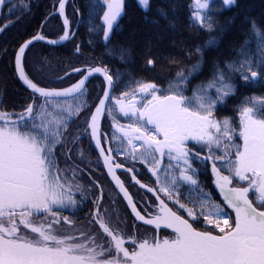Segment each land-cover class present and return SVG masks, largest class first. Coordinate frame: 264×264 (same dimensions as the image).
I'll return each instance as SVG.
<instances>
[{"label": "snow or ice", "instance_id": "1", "mask_svg": "<svg viewBox=\"0 0 264 264\" xmlns=\"http://www.w3.org/2000/svg\"><path fill=\"white\" fill-rule=\"evenodd\" d=\"M67 4L57 0L53 6L52 14L63 19L58 39L40 32L13 53L14 70L30 90V102L18 112L0 106V264H264V96L243 97L234 115L222 113L237 96L238 81L264 82V21L246 18L248 34L235 58L212 61L208 77L195 85L193 78L207 62L205 49L217 46L225 30L216 14L238 8L239 0H221L220 6L194 0L191 26L209 39L187 50L194 61L178 69L166 88L129 76L117 93L122 74L101 65L74 67L65 73L79 74L74 83L49 87L28 72L27 52L34 42L57 45L75 35ZM137 4L153 24L163 20L176 27L175 0L166 6H155L153 0ZM17 7L30 11L26 0H0V12L11 14ZM126 14V0H91L79 23L108 45ZM97 16L102 24L94 22ZM7 27L0 26V33ZM117 51L121 60L127 58L128 49ZM170 61L177 63L174 57ZM147 64L154 66L155 60L148 58ZM95 74L104 78L105 88L90 105L87 84ZM82 113V130L69 133ZM82 134L129 215L148 226L151 235L121 227L124 221L114 207L105 206L103 187L95 180L98 195L88 223L77 225L76 213L89 189L80 182L83 169L69 143H81ZM76 155L90 166L82 149ZM142 170L150 173V182H142ZM136 186L144 192L139 201L129 191Z\"/></svg>", "mask_w": 264, "mask_h": 264}, {"label": "trees", "instance_id": "2", "mask_svg": "<svg viewBox=\"0 0 264 264\" xmlns=\"http://www.w3.org/2000/svg\"><path fill=\"white\" fill-rule=\"evenodd\" d=\"M11 2L19 4L20 0H11ZM153 2L155 6H166L171 0H153ZM214 2L217 6L221 5V0H214ZM26 3L29 4L30 11L17 7L11 14L7 12V9L0 12V26L8 24L4 32L0 33V106L9 112L21 111L25 104L30 102V92L21 84L14 70L13 53L16 48L39 32L50 39H58L63 31L60 17L52 14L53 6L57 4V0H26ZM90 3L91 0H72L68 4L66 14L71 21L72 31L75 35L66 45L51 47L38 43L29 48L27 70L42 85L67 87L74 83L79 76L78 73H72L71 77L65 76V73L71 72L72 68L101 65L106 66L112 73L122 74L115 89L117 93L125 86V81L129 76L136 80L155 82L161 88H166L178 69L190 67L194 61V57L188 58L187 50L197 44L203 45L209 39V34L191 26L190 12L194 8V0H175V3L179 5L176 12L175 28L167 27L163 20L160 21L159 26L153 24L151 22L153 17L145 19V14L138 6L137 0H126L127 14L120 21L121 28L115 32L111 43L105 45L100 35L90 34L88 28L79 23L82 18H86ZM74 9H79V12L74 13ZM9 15H11V23H9ZM248 17L264 21V0H239L238 8H225L216 14L218 23L225 30L219 36L217 46L205 49L207 62L204 64L202 72L193 78L192 85L198 84L208 77L212 61L222 62L235 58L240 45L248 34L246 23ZM94 22L97 25L102 24L99 16L95 18ZM90 41L92 42L90 43ZM77 45L80 47L79 53L76 51ZM120 47L128 49L125 60H121L118 54L117 50ZM173 57L177 63L170 61V58ZM148 58L155 60L154 66L147 64ZM61 76H65L63 81L58 79ZM87 86L89 104L95 105L102 96L105 83L101 78H93ZM247 96H264V82L257 81L244 85L243 82L238 81L237 96L231 98L227 106L222 109L223 115H234L235 105L240 99ZM83 123L82 113L81 118L69 129V133L76 132L78 129L82 130ZM103 127L105 131L109 130L106 121ZM80 139L81 143L73 145L70 142L69 147L73 150V160L83 169L80 174V182L89 189V198L77 210V225L86 226L88 223V213L93 207L91 201L98 195L97 190L92 187V181L95 180L103 187L105 206L110 209L114 207L124 221L120 225L121 227L129 233L151 235L150 228L139 226L129 215V210L121 197L117 196L104 168L97 166V155L95 150L90 147L87 136L82 134ZM78 149H82L86 157H90V166L89 160L81 162L78 159L76 155ZM137 167L140 168L139 165ZM142 172V182H150V173L144 170ZM121 178L127 186L128 175L124 174ZM202 179H205L207 186L214 190V186L208 179L205 177ZM129 191L137 201L144 196L143 190H139L138 186L130 187ZM148 196L150 195L148 194ZM216 196L219 198L218 193ZM77 198L79 199V194H77ZM110 200H115V205H111ZM161 235H164V232Z\"/></svg>", "mask_w": 264, "mask_h": 264}, {"label": "water", "instance_id": "3", "mask_svg": "<svg viewBox=\"0 0 264 264\" xmlns=\"http://www.w3.org/2000/svg\"><path fill=\"white\" fill-rule=\"evenodd\" d=\"M72 0H68V4L71 2ZM68 4L66 5V13H67V7H68ZM57 16H58V14H56ZM60 19H61V22H62V24H63V19L60 17ZM40 33V32H39ZM69 42V40L68 41H64V42H61V43H59V44H57V45H49V44H47L46 42H44V41H38V42H34V45L35 44H38V43H42V44H45V45H48V46H51V47H60V46H64V45H66L67 43ZM33 46V45H32ZM31 47V46H30ZM18 77V76H17ZM93 78H101L103 81H104V78L102 77V76H100L99 74H95V75H93L92 77H89V82L93 79ZM20 81V80H19ZM21 82V81H20ZM89 82H88V84H89ZM105 82V81H104ZM21 84L26 88V86L21 82ZM87 84V85H88ZM27 89V88H26ZM29 92H30V90L29 89H27ZM104 171H105V173H106V175H107V170L106 169H104ZM120 172L118 171V174H119ZM107 177H108V179L110 180V182H111V178L107 175ZM112 183V182H111ZM112 185H113V183H112ZM114 186V185H113ZM116 190V189H115ZM117 191V190H116ZM150 195V194H149ZM121 197V196H120ZM122 198V197H121ZM124 203H125V205H126V202L124 201ZM129 210V212H130V209H128ZM133 219H134V217H133ZM137 224H139V222H136ZM144 227H147V228H149L148 226H144ZM161 231H163V230H161Z\"/></svg>", "mask_w": 264, "mask_h": 264}]
</instances>
